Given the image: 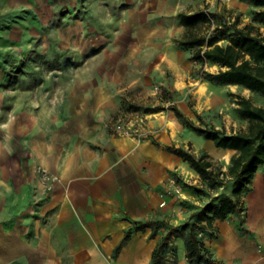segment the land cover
<instances>
[{
  "label": "crops",
  "instance_id": "1",
  "mask_svg": "<svg viewBox=\"0 0 264 264\" xmlns=\"http://www.w3.org/2000/svg\"><path fill=\"white\" fill-rule=\"evenodd\" d=\"M104 1L97 0L98 12L115 27L98 36L96 53L82 54L83 63L64 67L53 83L10 91L8 109L0 88V264H151L167 233L185 224L188 207L199 203L184 185L199 175L164 149L177 132L174 116L128 112L121 97L157 103L158 84L207 103L209 84L191 77L194 48L177 44L195 28L187 29L178 14L216 4L112 0L118 8L112 17ZM142 119L147 127L165 126L141 141L115 129ZM172 177L181 182L180 195L167 193ZM256 198L253 213L245 205L243 229L228 216L197 233L219 264H264V193ZM133 222L152 225L134 231ZM180 232L172 234V252L163 254L168 264H190L187 231Z\"/></svg>",
  "mask_w": 264,
  "mask_h": 264
},
{
  "label": "rangeland",
  "instance_id": "2",
  "mask_svg": "<svg viewBox=\"0 0 264 264\" xmlns=\"http://www.w3.org/2000/svg\"><path fill=\"white\" fill-rule=\"evenodd\" d=\"M213 1L217 8L208 12L222 15L230 22L236 19L239 22V26L250 24L249 12L252 8L246 0ZM105 2L110 7V16L116 17L118 8L115 6L114 1L105 0ZM97 3V0H0V88L3 91H7L2 98L4 100L2 109H8L10 106V91L16 89L24 91L26 88H33L45 79L47 80L44 82L53 83L57 72L64 67L80 66L85 59L81 58L82 54L88 56L98 51L99 47H95L99 40L98 36L102 35L104 37L106 34H111V30L115 26L113 20L107 22V19L105 21L101 18ZM211 29L212 27L204 26V28L197 27L194 31L198 34L208 35ZM260 31L262 32L263 30L260 29ZM91 39L94 40L93 48L89 46ZM193 64L197 68L191 77L208 83L202 79L201 75L203 71H209L206 70V67L214 65L201 64L196 61H193ZM213 69L215 70V68ZM208 84L209 101L207 103L198 104L197 101L192 99V92L181 94L155 84L153 85V91L155 92L157 103L144 105L121 97V107L128 112L160 114L162 120L172 114L177 124V132L172 146L184 148L191 153L196 152L195 155L197 156L205 155L211 160L214 169L226 172L231 159L236 155V151H222V149L207 144V140L185 127L181 120L175 117L172 108L177 107L184 116L192 120L196 125L212 126L227 133H233L244 131L247 128V123L239 119L235 114L237 96H244L254 105L263 107L264 98L237 86ZM176 100L177 102L175 103ZM203 101H205V98ZM207 104L208 107L205 108ZM201 105L203 106L201 107ZM144 121L142 119L135 125V127H138L139 124H143L146 128L147 135L143 140L152 134L154 135L156 131L161 130L165 126L162 124L157 128L147 127ZM118 124L122 125V122H118L115 125ZM199 138L203 139V145L198 142ZM39 172L45 175L41 168H39ZM220 178L223 179L221 184H210V182L201 180L200 177L198 179L190 178L191 182L189 183L191 185L184 184L187 187L186 189L199 202L188 207L192 211L191 216L186 221L190 226L188 229L193 227L192 225L196 219V217L193 219L192 216L202 210L204 206L218 196L232 195L233 185L229 177L220 176ZM259 182H263L261 187L258 186ZM180 183L177 178L167 179V193L173 192V194L180 195ZM173 186H179L180 193L174 192ZM262 193H264V164L257 168L250 183L242 192L240 201L244 206V211L240 214L229 215L234 217V222L237 223L238 229H243L246 207L253 213V203L257 199L258 194L262 195ZM200 201L203 202L200 203ZM162 205L163 203H161ZM172 234L169 231L164 238L162 254L172 252L173 246L170 243ZM161 261L162 264H168L164 256Z\"/></svg>",
  "mask_w": 264,
  "mask_h": 264
},
{
  "label": "trees",
  "instance_id": "3",
  "mask_svg": "<svg viewBox=\"0 0 264 264\" xmlns=\"http://www.w3.org/2000/svg\"><path fill=\"white\" fill-rule=\"evenodd\" d=\"M246 1L252 8L249 12L251 22L244 26H239L236 19L230 22L224 16L208 11L178 14L180 22L187 29H196L198 25L212 29L208 35L189 33L177 44L184 49L194 48L191 60L219 68L217 72L203 71L201 77L204 81L219 86H237L264 98V0ZM236 105L235 114L247 123V128L233 133L212 126L196 125L177 107L172 108L175 117L185 127L212 142L215 148L236 151L226 172H222L214 169L205 155L196 156L181 147L164 146L166 151L186 162L201 180L221 184L223 179L220 176H224L229 177L233 185L231 196L216 197L192 216L193 219L196 217L193 227L188 229L190 226L186 223L170 230L171 234L187 230L185 247L190 264H219L203 250L197 231L211 227L214 219H225L231 214L243 212L244 206L240 201L242 192L257 168L264 164V107L254 105L241 95L237 96ZM133 225V230L138 231L152 223L133 222ZM131 231L127 232L125 238L129 237ZM163 248L161 244L155 251L151 264H162Z\"/></svg>",
  "mask_w": 264,
  "mask_h": 264
},
{
  "label": "built area",
  "instance_id": "4",
  "mask_svg": "<svg viewBox=\"0 0 264 264\" xmlns=\"http://www.w3.org/2000/svg\"><path fill=\"white\" fill-rule=\"evenodd\" d=\"M212 21V20H211ZM115 129L118 130L123 136L132 138L136 141H141L147 135V130L143 126V124H139L138 127H134L133 125L122 126L120 124L115 125ZM174 192L180 193L179 186L172 187Z\"/></svg>",
  "mask_w": 264,
  "mask_h": 264
}]
</instances>
